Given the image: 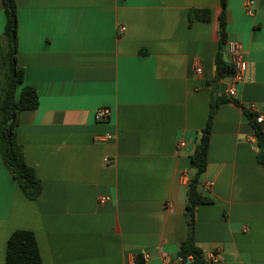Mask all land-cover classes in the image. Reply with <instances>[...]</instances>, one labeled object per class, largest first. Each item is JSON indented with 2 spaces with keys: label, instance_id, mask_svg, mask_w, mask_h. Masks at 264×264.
I'll return each mask as SVG.
<instances>
[{
  "label": "crops",
  "instance_id": "crops-1",
  "mask_svg": "<svg viewBox=\"0 0 264 264\" xmlns=\"http://www.w3.org/2000/svg\"><path fill=\"white\" fill-rule=\"evenodd\" d=\"M16 1L18 62L40 101L20 113L17 137L43 190L28 198L0 153V264L18 229L34 231L44 264H163V251L179 264L190 156L213 91L226 92L213 83L221 0ZM245 2L228 0L226 32L243 44L247 78L213 118L200 181L212 201L195 215L211 264H264V165L245 112L264 114V0L254 15ZM194 7L211 19L191 22ZM5 24L0 0V35ZM223 56L232 63L226 45Z\"/></svg>",
  "mask_w": 264,
  "mask_h": 264
},
{
  "label": "trees",
  "instance_id": "trees-1",
  "mask_svg": "<svg viewBox=\"0 0 264 264\" xmlns=\"http://www.w3.org/2000/svg\"><path fill=\"white\" fill-rule=\"evenodd\" d=\"M6 24L0 35V153L19 186L30 199H36L43 190L42 180L35 169L27 163L24 147L17 137V126L23 110L39 106V94L35 86L25 83V68L18 62L19 12L16 0H3ZM220 48L216 58L217 74L213 83L234 72L233 63L224 59L223 49L228 41L226 32L228 0H221ZM190 21L211 19L209 8H191ZM21 91L18 94V89ZM235 101L227 92L213 91L206 126L200 132L194 153L190 156L191 174L188 180L186 221L187 238L179 245L178 254L182 264H211L196 240V209L199 204L211 202V198L200 191L201 175L208 166V151L213 118L219 105ZM256 135L257 160L264 165V128L256 119L257 114L245 111ZM192 262L189 263L188 260ZM8 264H44L37 237L32 230L18 229L9 237L6 249Z\"/></svg>",
  "mask_w": 264,
  "mask_h": 264
},
{
  "label": "built area",
  "instance_id": "built-area-1",
  "mask_svg": "<svg viewBox=\"0 0 264 264\" xmlns=\"http://www.w3.org/2000/svg\"><path fill=\"white\" fill-rule=\"evenodd\" d=\"M257 7V0H246L245 2V10L249 15H254L256 12ZM121 32H124L126 30V26H120ZM221 35V32H220ZM226 47L228 48L229 54L231 55V61L234 66V72L231 74V80L229 84L227 85L226 92L231 97H235L237 94V85L239 83H242L247 78V60L245 59V51L243 48V44L237 40H228L226 43ZM196 71L200 73L202 71L201 67H197ZM250 110L253 113H256V119L259 123L263 122L264 120V114L257 113V105L255 103H251L249 106ZM112 113V110L110 107H99L95 110V116L98 121H105L110 118ZM113 137L112 134H106L103 139H111ZM184 141H179V146L183 145ZM106 162H110L111 159L108 157L105 158ZM100 202H105L110 200V197H100ZM151 252L146 250L142 253L143 260L145 262L151 260ZM161 261L163 264H171L173 261L172 255L168 251H163L161 253ZM217 255L215 252H210L208 255H206L207 259H213ZM177 261L179 264L183 263V258L181 256L177 257Z\"/></svg>",
  "mask_w": 264,
  "mask_h": 264
},
{
  "label": "water",
  "instance_id": "water-1",
  "mask_svg": "<svg viewBox=\"0 0 264 264\" xmlns=\"http://www.w3.org/2000/svg\"><path fill=\"white\" fill-rule=\"evenodd\" d=\"M230 80H231V74H230V75L223 76V77L221 78V87H220V90H221L222 92L226 90L227 85L229 84ZM188 262L191 263L192 260L189 259Z\"/></svg>",
  "mask_w": 264,
  "mask_h": 264
}]
</instances>
